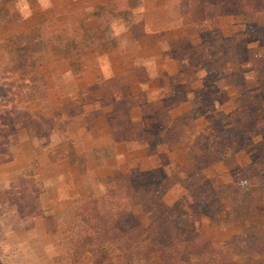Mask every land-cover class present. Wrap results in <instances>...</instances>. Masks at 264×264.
Masks as SVG:
<instances>
[{
  "label": "rangeland",
  "instance_id": "1",
  "mask_svg": "<svg viewBox=\"0 0 264 264\" xmlns=\"http://www.w3.org/2000/svg\"><path fill=\"white\" fill-rule=\"evenodd\" d=\"M95 1L17 2L1 20L0 162L17 165L0 168V261L108 264L114 257L109 249L99 260L87 252L90 232L73 213L82 198L102 195L121 211L124 226L142 222L150 229L155 221L142 208L130 209L119 189L108 191L107 177L118 173L128 174L142 197L154 196L178 216L188 232L182 260L190 258L196 242L223 263L238 259L244 250L242 210L250 208L264 220V128L250 134L239 130L241 109L264 100V13L217 16L208 10L213 0L170 3V29L157 35L163 56L145 59L137 56L152 51L131 37L141 24L142 0H119L98 14L114 21L116 8L135 12L137 24L115 21L118 39L110 36L101 48L112 51L119 44L122 57L131 56L120 59L98 56L95 52L102 51L84 42L88 36L81 28ZM6 22L16 23L15 29L3 28ZM103 22L111 26L108 19ZM9 34L21 37V52L33 58L40 75L20 66L18 52L8 53ZM68 51L75 52L70 59ZM140 63L154 71L137 74L144 69ZM101 64L129 73L104 74ZM141 89L147 103L128 109L137 100L124 97ZM98 116L103 118L87 121ZM10 130L4 145L3 134ZM184 139L195 149L217 148L219 158L195 161ZM30 173L44 184L38 201ZM12 187L18 191L15 200L33 201L37 212L22 214L5 192ZM51 212L53 219L42 217ZM228 242L236 248L223 249Z\"/></svg>",
  "mask_w": 264,
  "mask_h": 264
},
{
  "label": "trees",
  "instance_id": "2",
  "mask_svg": "<svg viewBox=\"0 0 264 264\" xmlns=\"http://www.w3.org/2000/svg\"><path fill=\"white\" fill-rule=\"evenodd\" d=\"M21 1H27L32 4L36 0H0V23L1 20H5V17L9 15V4ZM209 8L208 10L210 12L213 11L215 13L213 14L217 16L259 14L264 13V0H213ZM205 10L207 9L205 8ZM96 16L99 18L103 14L96 13ZM129 16L130 14L127 13V15L124 14L123 18L130 21L131 17ZM119 17L117 16V19ZM128 17L130 19H126ZM108 22H112V20L109 19ZM105 25L102 22L95 29L89 28L85 23L82 25L86 29L82 27L81 34H87L88 37L83 39L84 42L86 41L91 46L89 48L101 50V48H106L107 44L112 41L109 39L110 36L112 37L111 26L110 24ZM108 31L109 34L106 36ZM20 40L21 37L17 36L10 38L5 42L6 50L11 55L18 52L20 57L16 58V60L20 66H25L23 68L31 71L33 75H40V72L35 69L33 58L21 52L19 47ZM74 53L71 55V51L67 52L70 57ZM140 95L142 96V94H138V96L133 98L137 100V103L142 101L139 100ZM259 102L255 105L251 104L246 110L241 109L244 121L240 124L239 130L243 134H250L252 131L264 128V100L260 99ZM254 111L257 112L255 113ZM9 134H11V130L9 133L3 134L5 138L4 145L9 143ZM168 134L172 135L170 132ZM182 142L186 151L191 157L195 158V161H200L204 156L209 157L210 159L208 160L212 162L220 156L221 151L217 148L200 150L193 148V142L190 143L187 139ZM24 174H21L20 177ZM30 183L34 186L36 201H38V195L42 191V184L33 179V174L31 173ZM106 185L110 187L108 191L110 189L122 191L125 202L130 209L133 210L134 207L142 208L150 218L154 217L155 221L150 229L142 222L124 226V217L121 211L113 209L102 195H97L93 192L89 193L81 204L75 207L73 213L75 214V219L83 223L88 232H90L88 237L90 243L87 252L97 258V260L101 258L106 249H109L114 257L108 264H264V220L261 217L256 218L255 214L251 213L252 209L244 207L242 211H245V213L240 216L242 229L239 241L244 246V250L240 253L236 251L239 253L238 259L223 263L213 256L208 249L206 250L202 244L196 242L192 245L190 258L184 261L182 260V254L188 232L180 225L178 216L166 203L154 198V196H150V198L149 196L142 197L141 193L143 191H140V188L131 182L128 174L118 173L109 176L107 177ZM5 192L11 194L12 200L19 204L18 207L22 214L27 215L34 211L37 212L39 205H36L33 201L29 205H22L21 201L15 200L17 197L15 194L18 191L14 190L13 187ZM233 248H236V244L228 242L223 249L229 251ZM0 264L3 263L0 261ZM101 264L103 263L101 262Z\"/></svg>",
  "mask_w": 264,
  "mask_h": 264
},
{
  "label": "crops",
  "instance_id": "3",
  "mask_svg": "<svg viewBox=\"0 0 264 264\" xmlns=\"http://www.w3.org/2000/svg\"><path fill=\"white\" fill-rule=\"evenodd\" d=\"M21 2H24L30 6H34L37 2V0L30 4L28 3L27 1H21ZM119 0H96L95 3H93L91 6H90V9L91 12H90V18L87 22H84L87 26H89V28L91 29H95L92 27V23L95 22L96 23V27L100 26V24L103 22L104 19H108L109 20V17H107V15H104L102 17H97L96 16V13L98 14V12L103 9L104 7L106 8L107 6L109 5H112V4H116L118 3ZM178 2V0H142V3H141V10H142V14H143V17L141 16V24L140 26L135 30V32L137 31V33H133V35H131V37H133L135 43H139L140 45H142V43H144L146 45V48L148 50H151L152 53H147V54H141L137 57H144L145 59H152L154 57L156 58H162L164 51L161 49V41L159 40L160 38H158V34H161L163 32H166L168 29L170 28H166L167 26L169 27L170 25V15H169V9H170V3H174L176 4ZM13 3H16V2H13ZM11 3V4H13ZM20 3V2H19ZM9 4V14H10V5ZM169 4V5H168ZM103 7V8H102ZM167 10V11H166ZM92 13V14H91ZM130 14L129 17H131L130 21L129 20H125V19H122V18H119V19H115L114 21L111 22V33H112V37L114 39H118L117 36H118V33L115 32V29H114V26H113V23L116 21V23H119V24H122L124 25L125 23H136L137 24V21H134L133 17H135V12L131 11V10H126V9H121V8H116V14L117 16L119 17L120 15H124V14ZM83 23V24H84ZM12 22H6V24H2V27H6L7 30L10 31V27L11 29H15V24H12ZM11 25V26H10ZM18 26V25H17ZM13 34V33H12ZM12 34H9L7 36V38H5L4 42H7L10 38L12 37H15L17 36L16 35H12ZM24 33H21L19 34L18 36L22 35ZM142 36H144L142 38ZM119 42V41H118ZM160 42V43H159ZM160 45V47H159ZM154 50H158V51H154ZM98 56H102V57H105V56H108V57H111V56H115V57H118V58H122V59H127L131 56H127V57H122V51L121 49L119 48V44L116 46V48H114L112 51H108V52H95ZM66 58L67 59H70V54H67L66 53ZM140 65L144 68V69H138L134 72H136L137 74H140L143 73V74H147V73H152V71H154L152 69V67H150L149 65H145L144 63H140ZM101 71L104 73V74H109V75H115L116 77L118 75H125V74H128L129 72L124 69V68H121V67H118V66H109V65H102L101 64ZM105 79V78H104ZM103 79V80H104ZM125 83L128 84V88H130V85L128 83V79L125 78ZM124 80H122V83H124ZM107 80H104L102 82V84L104 82H106ZM52 90V88H51ZM142 89L139 90L138 92H131L129 94L126 95V97H124V99H127L128 98V101H130V99H133L134 97L138 96V94H144V93H141ZM144 92V91H142ZM145 94H146V91H145ZM144 94V100L143 101H140L138 103H132L129 105L130 110H134L135 108L143 105L144 103H147V94L145 95ZM146 96V97H145ZM129 110V113H131V111ZM103 118V117H102ZM101 116H98V117H94V118H91V119H87V121L89 120H93V121H99V119H102ZM128 118H131L133 120V122L136 121V119L133 118L132 115H128ZM106 121H108L107 119H105ZM124 143H126L127 145L130 143L128 141H125ZM113 146H115L116 148H118L120 146V142L119 141H115L114 143H112ZM45 150H43L44 152ZM92 150H88V152H91ZM83 153V152H82ZM17 161H3V162H0V168L2 167H8L10 169H13L15 167V165H17L16 163ZM49 167H52L49 166ZM38 181V180H37ZM40 182V181H39ZM42 185L43 182H40ZM43 191V190H42ZM42 195V194H41ZM86 197V196H85ZM83 200V198H82ZM58 201H62L61 199H58ZM49 217V218H52L54 217V212L52 213H46V214H42V217ZM36 220V218H35ZM53 223V221H52ZM52 223H51V226H52ZM38 226V225H37Z\"/></svg>",
  "mask_w": 264,
  "mask_h": 264
}]
</instances>
